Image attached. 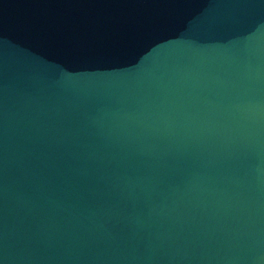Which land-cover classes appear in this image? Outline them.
Returning a JSON list of instances; mask_svg holds the SVG:
<instances>
[{
	"label": "water",
	"instance_id": "obj_1",
	"mask_svg": "<svg viewBox=\"0 0 264 264\" xmlns=\"http://www.w3.org/2000/svg\"><path fill=\"white\" fill-rule=\"evenodd\" d=\"M0 264H264V0H0Z\"/></svg>",
	"mask_w": 264,
	"mask_h": 264
}]
</instances>
